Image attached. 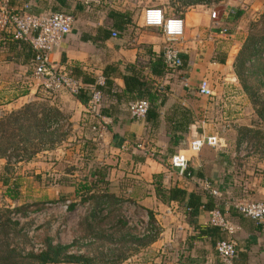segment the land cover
Segmentation results:
<instances>
[{
  "label": "crops",
  "instance_id": "1",
  "mask_svg": "<svg viewBox=\"0 0 264 264\" xmlns=\"http://www.w3.org/2000/svg\"><path fill=\"white\" fill-rule=\"evenodd\" d=\"M226 1L229 4L219 6L226 7L227 15L216 24L204 3L188 8L182 18L184 38L179 43L184 66L175 70L166 67L161 58L163 36L143 26L146 7L142 4L126 5V0H0V119L48 97L45 115L53 123L65 121L67 125L65 140L50 151L59 155L44 162L35 159L28 180H44L56 197L75 202L80 199L76 191L81 186L98 183L89 195L96 193V200H106L108 206L83 204L93 207V216L117 212L122 218H132L137 226L160 231L148 246L115 264H221L216 244L224 236L209 225L210 213L217 208L237 229L235 264H264V224L228 209L237 203L264 201V162L258 155L242 154L244 135L261 130L240 127L247 123L250 105L239 91L234 67L241 38L231 31L242 26H236L235 16L229 13L237 4L242 8L251 5L260 12L264 0ZM26 9L36 15L61 12L74 17L72 32L53 51L51 62L85 85L105 78L101 120L94 116L90 93H82V98L66 91L50 93L35 78V51L14 38L8 21L13 13ZM164 12L176 16L167 8ZM224 29L228 34L222 33ZM113 32L119 35L113 37ZM221 59L225 62H219ZM205 78L213 86L212 98L199 94ZM142 99L151 107L145 119L135 120L128 106ZM94 124L100 126L98 133L92 130ZM211 135L223 140L222 147H205L199 154L189 150L192 140ZM259 147L264 150V145ZM178 152L189 159L186 176L170 166V158ZM65 163L81 168L69 175L62 172ZM101 169L106 171V185L96 176ZM65 176L74 178L72 188L65 183L70 177ZM11 179L5 172L4 186H10ZM207 182L221 197L204 188ZM172 189L184 191L185 197L171 199ZM192 195L200 196L203 204L194 214L189 207ZM209 201L214 206L211 210L204 207ZM138 211L144 223L135 221Z\"/></svg>",
  "mask_w": 264,
  "mask_h": 264
},
{
  "label": "rangeland",
  "instance_id": "2",
  "mask_svg": "<svg viewBox=\"0 0 264 264\" xmlns=\"http://www.w3.org/2000/svg\"><path fill=\"white\" fill-rule=\"evenodd\" d=\"M126 1V5L128 3L131 5L142 4L146 7L145 9L159 7L164 10L167 8L169 12L181 18L184 17L189 7L198 3H204L205 10L209 13L217 11L218 17L224 14L226 8L219 6L220 3L214 2V0ZM242 6L237 4L233 8L235 14L233 22L236 26L241 23L242 27H238L239 30L234 27L231 31L233 33L237 31V36L241 38V47L238 48L234 56V67L240 87L239 91L248 99L250 105L247 123L240 127L249 131L251 129L261 130V132L244 135L242 148L247 149V154L253 157L258 155L256 158L264 162V150L259 147V145H264V117H261L264 111V105H262L264 102V52L260 57H255L251 61L246 60L243 66L240 63V54L247 46L256 43L257 46L264 47V8L259 12L251 5L247 8H242ZM134 9L138 11L136 8ZM46 99L48 100V97L44 98V101L26 104L33 106L34 112L39 114V121H42L49 111L50 104ZM23 107L19 110H22ZM11 113H7L2 118ZM54 124L56 131H60L55 141L58 147L66 138L67 125L65 121ZM57 147H51L46 150L49 151L48 154H43L45 152L43 151L27 161H17L12 155H10V161L7 158L0 159V254L7 248L8 250L12 249L16 251L17 257L14 254L11 261L13 260L16 264H34L33 261L27 260L31 254L37 255L50 245L54 247L70 246L68 252L70 255L84 257L92 261V264H115L155 240L157 236L140 237L138 226L129 225L127 218H122L121 214L117 212H113L107 217L93 216V207L83 206L81 200H77V207L71 211L68 207L75 203V199H59L52 191V187H49L44 180H34V182L32 179L28 180L31 177L30 165L35 162L34 160L40 157V162H44L45 159L48 160L54 155H59V152H50L56 150ZM64 167L62 172L69 175L76 173V167L81 168L71 163H65ZM5 172L12 176V179H19L17 181L11 179L10 186H4ZM60 179L57 178L59 181ZM65 179L67 186L72 188L74 178ZM19 184L22 186L16 190L15 185ZM98 197L96 193L86 196L92 205L99 206L101 203V207H107V202L96 200ZM134 219L137 223L140 220L143 222L140 218V211Z\"/></svg>",
  "mask_w": 264,
  "mask_h": 264
},
{
  "label": "built area",
  "instance_id": "3",
  "mask_svg": "<svg viewBox=\"0 0 264 264\" xmlns=\"http://www.w3.org/2000/svg\"><path fill=\"white\" fill-rule=\"evenodd\" d=\"M214 2L224 4L226 0H214ZM235 16L234 10L230 12ZM226 11L221 17H218L217 11H212V19L219 23ZM9 23L14 28L16 40L25 41L32 46L35 51V57L32 62L35 78L42 84L44 89L50 93L66 91L71 95L78 97L85 90L90 93V99L93 106L96 120L103 118L105 109V96L103 88L106 86L105 78H99L93 85H85L82 81L71 77L68 74L60 72L51 62V54L60 46L63 38L72 32L74 17L61 12L36 15L28 9L13 13L8 18ZM143 26L148 29L158 31L164 38L162 49V58L166 67L179 70L184 66L183 52L179 48V43L183 40L185 34V24L181 17H168L164 10L159 7H149L144 10L142 16ZM223 34H228L224 29ZM117 35L114 34V37ZM199 94L204 98L214 97V89L208 79H203L199 85ZM150 102L142 99L131 103L128 106L130 116L135 120L145 119L150 110ZM99 124H94L92 130L99 132ZM223 140L218 135L202 136L192 140L189 144V150L194 154H199L205 147L220 148ZM242 154L247 155V149L243 148ZM171 168L178 171L180 176H186L189 169V159L182 153H177L170 158ZM204 188L209 190L212 195L221 197L217 190L211 188L210 183H205ZM234 209L239 215L255 221L257 224H264V201L262 202H242L228 209ZM189 210V209H188ZM190 211V210H189ZM128 224L137 226L132 218H128ZM209 225L218 228L225 239L216 244V252L221 264H235L238 257V243L234 236L237 232L234 224L229 221L220 208L210 213ZM140 237L157 236L160 231L153 226H138ZM156 237V238H157Z\"/></svg>",
  "mask_w": 264,
  "mask_h": 264
},
{
  "label": "trees",
  "instance_id": "4",
  "mask_svg": "<svg viewBox=\"0 0 264 264\" xmlns=\"http://www.w3.org/2000/svg\"><path fill=\"white\" fill-rule=\"evenodd\" d=\"M118 16H120L121 19L125 17L124 15ZM118 16L116 15V17ZM114 34L119 35L118 32H113V37ZM263 52L264 47H262L261 45L257 46L256 43H254L252 46H247L240 54L241 65L243 66L246 60L251 61L255 57H260ZM219 62H225V60L221 59L219 60ZM83 93H87V91L85 90ZM82 96L83 95H80L78 97L82 98ZM262 105H264V102L262 103ZM263 112L261 114V117H264ZM50 117L51 116L49 115H45L44 119L42 121H39V114L34 112L33 106L26 105L22 110L12 112L6 117L0 119V159L7 158L10 161V155H12L17 161H27L31 159V157H34L35 155L46 151L51 147H55L57 144L55 141L57 140L58 133L60 131H56V129L54 130L51 128L53 127L52 125L54 123L52 122V118ZM96 176L101 179V184L106 185L105 170L101 169L97 171ZM97 186L98 183H92V185L86 183L76 191V197L77 199L80 198L79 200H81L82 205L87 203L88 200L86 196H88L93 189H97ZM15 189L18 190V187L15 186ZM181 197H185L184 191L177 189H172L170 191L171 199H179ZM200 201L201 198L198 195H192L190 197L189 207L193 210L192 214L196 213L197 210H199V208L203 205L202 203H200ZM104 202L108 203V201L106 200H104ZM77 205L78 204L76 202L72 203L68 207V209L73 211L75 210ZM204 207L208 210H211L214 206L212 205V201H209V203L205 204ZM223 239H225V237L222 238V240ZM69 250L70 246L54 247L50 245L48 248L37 255L31 254L27 260H29L30 262L33 261L34 264H92V261H89L84 257L72 254L70 255L68 253ZM15 253V250H8L7 248L6 251H3V253L0 254V264H16L13 260L11 261ZM14 256L17 257L16 254Z\"/></svg>",
  "mask_w": 264,
  "mask_h": 264
}]
</instances>
